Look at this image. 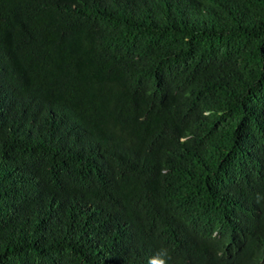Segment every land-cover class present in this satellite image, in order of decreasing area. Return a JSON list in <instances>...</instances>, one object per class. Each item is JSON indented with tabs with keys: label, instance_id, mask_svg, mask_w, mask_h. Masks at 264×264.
<instances>
[{
	"label": "trees",
	"instance_id": "1",
	"mask_svg": "<svg viewBox=\"0 0 264 264\" xmlns=\"http://www.w3.org/2000/svg\"><path fill=\"white\" fill-rule=\"evenodd\" d=\"M0 264H264V0H0Z\"/></svg>",
	"mask_w": 264,
	"mask_h": 264
}]
</instances>
